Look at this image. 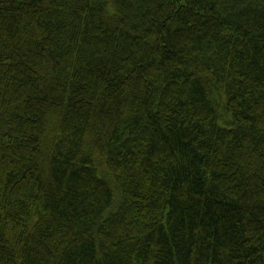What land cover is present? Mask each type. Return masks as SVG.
<instances>
[{
    "label": "trees",
    "instance_id": "1",
    "mask_svg": "<svg viewBox=\"0 0 264 264\" xmlns=\"http://www.w3.org/2000/svg\"><path fill=\"white\" fill-rule=\"evenodd\" d=\"M0 264H264V0H0Z\"/></svg>",
    "mask_w": 264,
    "mask_h": 264
}]
</instances>
